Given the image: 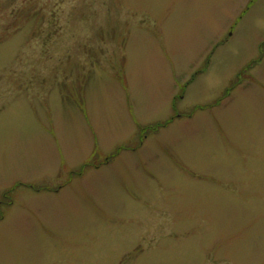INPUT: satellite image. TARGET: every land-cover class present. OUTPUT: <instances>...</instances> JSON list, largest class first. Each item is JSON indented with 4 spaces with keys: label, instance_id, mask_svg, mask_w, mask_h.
Masks as SVG:
<instances>
[{
    "label": "rangeland",
    "instance_id": "obj_1",
    "mask_svg": "<svg viewBox=\"0 0 264 264\" xmlns=\"http://www.w3.org/2000/svg\"><path fill=\"white\" fill-rule=\"evenodd\" d=\"M0 212V264H264V0H0Z\"/></svg>",
    "mask_w": 264,
    "mask_h": 264
},
{
    "label": "trees",
    "instance_id": "obj_2",
    "mask_svg": "<svg viewBox=\"0 0 264 264\" xmlns=\"http://www.w3.org/2000/svg\"><path fill=\"white\" fill-rule=\"evenodd\" d=\"M167 123V121L166 122H158V123H155V124H151V125H146V126H144V130H143V134H146V133H149V132H151V131H157L159 128H161V127H164L165 126V124ZM122 148H125V147H118L116 150H114L113 151V153H111V154H109V155H107L106 157H105V159H104V161H107V159H111L112 157H114ZM86 165H94V166H97V163H92L91 161H88V162H86L85 164H82V167H81V169L80 170H78V171H76V172H73L74 174H78V173H80V171L82 170V168H85L86 167ZM15 185H18V184H15ZM33 187V186H32ZM11 188V187H10ZM33 189L34 190H37V187H33ZM5 194H8V196H11L12 195V191H9V192H7V191H3L2 193H1V198H4V195ZM13 197V196H12ZM8 199H9V201L11 200V197L9 198V197H7ZM7 199V200H8ZM0 214H1V212H0ZM0 217H1V215H0Z\"/></svg>",
    "mask_w": 264,
    "mask_h": 264
}]
</instances>
